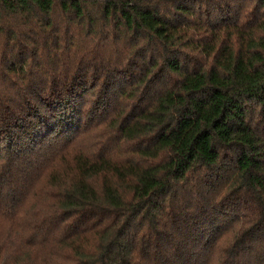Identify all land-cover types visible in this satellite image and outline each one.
<instances>
[{"label":"trees","instance_id":"trees-1","mask_svg":"<svg viewBox=\"0 0 264 264\" xmlns=\"http://www.w3.org/2000/svg\"><path fill=\"white\" fill-rule=\"evenodd\" d=\"M0 264H264V0H0Z\"/></svg>","mask_w":264,"mask_h":264},{"label":"rangeland","instance_id":"rangeland-1","mask_svg":"<svg viewBox=\"0 0 264 264\" xmlns=\"http://www.w3.org/2000/svg\"><path fill=\"white\" fill-rule=\"evenodd\" d=\"M39 198H40V197H39ZM42 198H43V197H42V195H41V198H40V200H39V203L44 205L45 202H44V200H43Z\"/></svg>","mask_w":264,"mask_h":264}]
</instances>
